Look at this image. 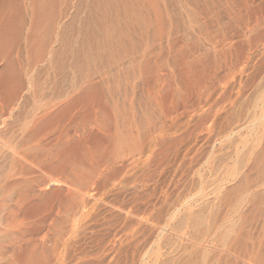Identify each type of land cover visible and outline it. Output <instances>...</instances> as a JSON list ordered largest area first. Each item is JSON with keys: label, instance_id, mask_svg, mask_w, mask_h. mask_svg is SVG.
Returning a JSON list of instances; mask_svg holds the SVG:
<instances>
[{"label": "rangeland", "instance_id": "1", "mask_svg": "<svg viewBox=\"0 0 264 264\" xmlns=\"http://www.w3.org/2000/svg\"><path fill=\"white\" fill-rule=\"evenodd\" d=\"M90 1L67 0L64 3L67 7L61 12L59 10L60 14L57 13L53 36L63 29V25L67 29L64 33L70 34L69 42L63 45H76L80 36L77 29L88 14ZM130 2L135 10L127 9L128 2L114 10L117 23L115 33L108 25L102 26L101 36L105 44L99 51L101 57L87 61L83 69H74L71 65L73 54L69 51L62 54L67 67L58 73L53 49L61 45V39H53L42 55L32 52L28 44L33 45L37 35L40 37L41 33L37 31L36 36L31 37L32 40L25 39L24 42L22 39L17 44L19 46H14L12 58H19L24 65L21 75L24 88L18 112H27L52 99L57 84L65 92L74 91L71 96L89 82H102V86L107 88L112 85L111 72L115 70L119 75H113L118 79V84H122L124 70L121 66L113 70L112 62L114 59L120 60L124 55V44L131 39L134 45H138L149 38L150 29L148 33L142 31L143 25L148 23L162 31L171 28L163 7L170 0ZM171 3H176L174 6L178 12L186 9L188 16L175 19L177 31L184 29L181 35L180 32L176 33L177 41L173 47L175 55L171 54L170 57L162 54L158 63L170 65V68L176 64L177 68L172 67V88L179 90L182 87V92L189 99L186 107L183 108L181 102L177 106L175 129L169 135L168 143L162 147L164 150L157 151L156 146L139 160L133 161L127 149L118 150V154L114 148L110 149L115 153L112 156L119 158L114 163L116 170L107 178L97 173L88 178L91 176V166L102 153L105 154L102 144L86 139L77 142L68 151L63 143L69 141H66L67 138H76L72 131L61 142V148L50 140L48 149L61 166L56 168L58 172L55 168L45 172L36 171L43 181L40 188H45L49 176L65 177V171L66 176L89 174L85 178L91 184L88 197L93 198L89 202L92 210L97 211L103 205H109L114 213L103 221L98 237L92 243L86 241L89 247L83 253H74L68 249L59 255V251L52 252L49 247L50 251L45 256L40 250L34 251L30 244L26 245L24 252L27 257L33 256L30 262L20 261L22 253L2 251L0 255L4 259L3 262L0 260V264H264V0H256L257 20L252 26L253 30L246 35L243 36L241 32L239 34L244 25L239 21L229 22L230 26L217 31L215 28L208 30L215 36L221 33L232 36L230 41L233 47L229 39L225 41L223 51H229L223 54L214 53L211 42L197 36L198 16L189 0H171ZM150 4L155 9L159 8L160 20L155 18ZM23 16V32H29L37 26L31 11L23 12ZM70 22H73L74 28H68ZM189 30H193L194 39L188 40V45L187 41L179 40L178 37ZM127 34L131 37H127ZM186 70L189 72L183 75ZM186 75L189 82L185 85L181 77ZM69 97L62 98L58 103ZM18 120L23 122L24 116ZM120 177L127 179L120 184ZM59 189L62 190L51 195L54 202L46 211L39 212L36 208L25 215L17 214L14 227L17 228L21 223L40 228L37 231L34 229L32 234H26V239H34L32 236L37 237L36 241L47 238L56 218L54 204L56 199L62 197L65 186L62 184ZM82 244H85L84 241ZM11 256L15 259L13 263L8 261Z\"/></svg>", "mask_w": 264, "mask_h": 264}, {"label": "bare ground", "instance_id": "2", "mask_svg": "<svg viewBox=\"0 0 264 264\" xmlns=\"http://www.w3.org/2000/svg\"><path fill=\"white\" fill-rule=\"evenodd\" d=\"M65 1L67 2V0H0V253L2 251L20 253V255L22 253L21 262H30L32 259L33 256L27 257L24 254L26 245L30 244L34 251L40 250L44 252L45 256L50 251L49 247L52 252L59 251V255L68 249L73 250L74 253H83L89 247V243L86 241L90 240V243H92L98 237L99 227H102L103 221L108 220L114 213L109 205V208L103 205V208L99 207L100 209H97V211L92 210L89 202L93 198L89 199L88 197L91 184L89 185L85 178L89 174L86 176L80 174L66 176V171H61L65 173V177L64 175L61 178L49 176L48 180L44 181L45 188H40L43 181L36 171L45 172V170L58 169L61 166V163L54 158L55 156L48 149L50 140L55 141V145L58 148L60 145L61 148V142H64V138L68 137L72 131L71 133H74L76 138H67L66 141H69L63 143L68 151L77 142L86 139H92L102 144L105 154L102 153L99 156L100 160L94 162L95 165L92 161L93 165H90L91 176H88V178H92L95 173L102 174L107 178L111 176L109 174L116 170L114 163L119 159L118 156L117 158L112 156L115 155L113 150L117 152L118 150L127 149L133 161L139 160L141 156L152 151L156 146L157 151L162 150L168 143L167 139H169V135L172 134L175 127L178 104L181 102L183 108L188 105L189 96L187 97L182 92L183 88L179 87L180 91L175 90L170 82L174 73L172 69L176 64L173 62L174 67L171 66L170 68V65L163 66L162 63H158V58L162 54L171 57V54L175 52L173 47L177 41L176 33L178 32L177 24H174L176 23L175 19L178 20L180 16L184 18L188 16L186 9L184 11L181 9L178 12V8L175 7L176 3L174 6L170 0V3L168 5L163 4V7L171 28L162 31L149 23L150 27L148 24L143 25V27L141 25L142 31L145 33H148L150 29V37L144 41L142 40L141 44L138 45H134L133 40L130 39L127 44H124L122 59L119 56L120 60L116 61L117 59H114V62H112L114 64L113 70L119 69V66H121L122 71L124 70L122 84H118V79L115 76L119 74L116 70L112 71L113 73L111 72V80L113 81L112 85L107 88L102 86V82H89L71 96L74 91L65 92V90H62V86L57 84L52 99L45 101L46 103H41V105H34L35 107L27 112H18L20 99L22 98L21 92L24 88L23 79L21 78L24 65L22 66V60L19 58L15 59L16 61L12 58V50L14 46H19L17 44L22 39H24V42L25 39L30 41L33 35L36 36V31L41 33H38L39 38L37 35L36 39L33 40V45L28 44L32 52L40 53V55L49 47V43L53 39L55 41L61 39V45L59 44V47L53 49L58 73L66 69L67 66L64 65L62 54L69 51L73 54L71 65L74 69H83L85 63H88L87 61H93L101 57L99 51L104 48L105 44L101 36L103 33H101V28L103 25H108L110 30L115 28L117 23H115L114 10L117 9L116 7L128 2L129 7L127 9L135 10L129 0H91L88 4V14L77 29L80 36L76 45H63L65 42H69L68 39L70 38V34L64 33L67 31V29H64V25L63 29L57 31L54 36L52 32L53 26L58 20L57 13L60 14L59 10L61 12L67 7L64 5ZM189 2L195 8L194 10H196L198 16L197 36L209 40L214 53L222 52L223 54L229 45L225 46L226 50L224 51L222 46L228 39L231 42L232 36L223 33L215 36L208 31L209 29L215 28V31H217L228 27L229 22L239 21L244 23V30H238L239 34L241 32L244 36L253 30L252 26L257 20L255 16L256 7L258 6L255 4L256 0H189ZM151 7L154 10L152 13L155 14V18L160 20L159 8L155 9L153 5ZM136 8L139 7L136 6ZM28 10L34 14L37 26L33 25L34 28H29V32H23L25 23L23 12ZM142 13L144 14V12L140 14ZM144 15H147V13ZM140 23H142V18ZM74 27L73 22H70L68 28ZM193 30L195 31V29ZM193 30L183 32L182 37H178L179 40L188 43L191 41L190 39H194L192 37ZM107 31L110 34V31ZM126 36L129 37L130 35L127 34ZM230 45H233L232 42ZM207 51L209 50L207 49ZM112 55L115 57L114 54ZM213 55L215 56V54ZM170 57L165 56V58ZM160 62L162 61L160 60ZM187 72L189 71H184L183 75ZM180 73L182 74L181 70ZM187 76L181 77L184 84L189 82ZM68 95L70 96L68 99L58 103L62 98H67ZM21 116H24L23 122L18 120ZM110 149H113V152ZM118 153L120 152L118 151ZM108 154L110 155L108 156ZM85 166L87 167V165ZM126 179V177H123L118 180L121 184ZM62 184L65 189L62 192V197L56 199L54 204L56 218L52 223L50 233L47 234V238L36 241L37 237L32 236L34 239H26L25 235L32 234L35 227L24 226L21 223L18 224L17 228L14 227L13 224L17 214L25 215L36 208L39 212L46 211L45 209L53 201L51 195L56 193L57 190H62L59 189ZM51 210L54 212L53 208ZM39 226L37 227L39 228ZM83 241L85 244H82ZM98 245L101 247L100 242ZM1 259V262H3L2 255H0ZM10 260L13 263L15 259L11 256L8 261Z\"/></svg>", "mask_w": 264, "mask_h": 264}]
</instances>
